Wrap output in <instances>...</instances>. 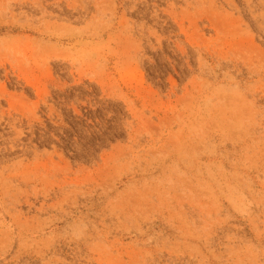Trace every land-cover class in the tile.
<instances>
[{"label":"rangeland","instance_id":"rangeland-1","mask_svg":"<svg viewBox=\"0 0 264 264\" xmlns=\"http://www.w3.org/2000/svg\"><path fill=\"white\" fill-rule=\"evenodd\" d=\"M0 264H264V0H0Z\"/></svg>","mask_w":264,"mask_h":264}]
</instances>
